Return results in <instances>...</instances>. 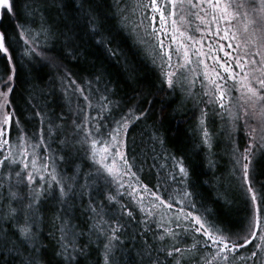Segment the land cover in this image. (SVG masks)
I'll use <instances>...</instances> for the list:
<instances>
[{
	"label": "snow or ice",
	"instance_id": "1",
	"mask_svg": "<svg viewBox=\"0 0 264 264\" xmlns=\"http://www.w3.org/2000/svg\"><path fill=\"white\" fill-rule=\"evenodd\" d=\"M177 101L191 138L168 147ZM221 148L238 222L201 194ZM0 264H264V0H0Z\"/></svg>",
	"mask_w": 264,
	"mask_h": 264
},
{
	"label": "trees",
	"instance_id": "2",
	"mask_svg": "<svg viewBox=\"0 0 264 264\" xmlns=\"http://www.w3.org/2000/svg\"><path fill=\"white\" fill-rule=\"evenodd\" d=\"M4 27H9V21L7 19L4 20ZM117 44H119L120 48L123 51V55L128 58L129 61L133 62L138 66V70L140 72L141 79H144L146 83L151 82L156 79V70L152 67L149 60L144 58L143 53L140 51L138 46L134 43L133 38L127 33H123L117 40ZM101 60H104L106 67L109 68V71L115 73L117 69L112 66V64L104 59L103 55H101ZM26 71V70H25ZM23 80L24 77L22 76ZM24 87H27L25 85ZM20 92L17 93V101L23 107V101L19 99ZM178 101L176 104H172V106L168 109L170 113L167 115L164 121V129L166 130L167 135V144L168 147H172L173 145H185L187 146L188 141L190 140V127L192 121L190 119H186L180 112L173 113V109L177 107ZM160 105H156V110L159 111ZM188 108H191V103L188 104ZM190 116V113H189ZM151 124V121H148ZM145 126L143 124L133 126L129 130V148H135L136 154L142 156L143 151L148 150V133L144 130ZM143 131V135H142ZM134 141V143H133ZM157 153L161 150L159 146L156 149ZM220 155L217 157L218 166L215 171V176L221 178L220 186H215V180L211 185H203L201 189V194L205 197L207 203L211 207H215L218 212L223 214L224 205L222 203H213L215 201L217 195H224L226 189L228 190L227 194L232 199L233 203L231 208L228 211V218L233 220L234 222H238L242 220L245 216V204H244V195L239 188V182L232 179L229 175V171L231 168V163L227 155L223 153V148L217 149ZM152 154L149 152L147 157V162L145 164V173L143 179L145 182L149 183L151 186L155 184L156 181L154 179L155 173L158 169H152L149 172V166L153 163L151 158ZM157 165L160 163H164L163 158L161 157L156 161ZM203 171H207V169H203ZM212 177V173L209 172L208 175L202 176L201 178L206 180ZM229 186H231L229 188Z\"/></svg>",
	"mask_w": 264,
	"mask_h": 264
},
{
	"label": "rangeland",
	"instance_id": "3",
	"mask_svg": "<svg viewBox=\"0 0 264 264\" xmlns=\"http://www.w3.org/2000/svg\"><path fill=\"white\" fill-rule=\"evenodd\" d=\"M165 43H166V44L168 43V40H167V39L165 40Z\"/></svg>",
	"mask_w": 264,
	"mask_h": 264
}]
</instances>
